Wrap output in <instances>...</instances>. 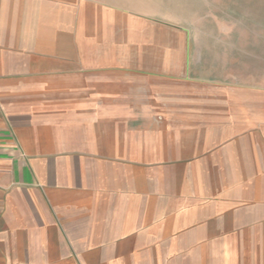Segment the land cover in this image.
<instances>
[{
    "label": "crops",
    "instance_id": "obj_1",
    "mask_svg": "<svg viewBox=\"0 0 264 264\" xmlns=\"http://www.w3.org/2000/svg\"><path fill=\"white\" fill-rule=\"evenodd\" d=\"M264 0H0V264H264Z\"/></svg>",
    "mask_w": 264,
    "mask_h": 264
},
{
    "label": "rangeland",
    "instance_id": "obj_2",
    "mask_svg": "<svg viewBox=\"0 0 264 264\" xmlns=\"http://www.w3.org/2000/svg\"><path fill=\"white\" fill-rule=\"evenodd\" d=\"M251 2H254V0H251ZM256 18L257 19H259V20H257L258 22H257V24L258 25H255V24H252L251 22H250V27L251 28H256V27H264V13L262 12V13H259L257 16H256Z\"/></svg>",
    "mask_w": 264,
    "mask_h": 264
}]
</instances>
